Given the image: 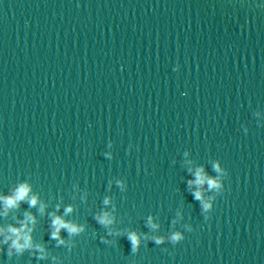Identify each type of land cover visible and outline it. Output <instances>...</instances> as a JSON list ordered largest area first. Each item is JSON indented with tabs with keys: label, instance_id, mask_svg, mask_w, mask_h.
<instances>
[{
	"label": "water",
	"instance_id": "95a60500",
	"mask_svg": "<svg viewBox=\"0 0 264 264\" xmlns=\"http://www.w3.org/2000/svg\"><path fill=\"white\" fill-rule=\"evenodd\" d=\"M0 264H264V0H0Z\"/></svg>",
	"mask_w": 264,
	"mask_h": 264
},
{
	"label": "clouds",
	"instance_id": "9594fccd",
	"mask_svg": "<svg viewBox=\"0 0 264 264\" xmlns=\"http://www.w3.org/2000/svg\"><path fill=\"white\" fill-rule=\"evenodd\" d=\"M204 182H205V177L202 175L201 172H197V179H196L195 183H196V184H203ZM207 183L209 184L210 187H215V186H217V185H216V182L213 181V180H211V179L207 180ZM28 193H29V188H28L27 186L22 185V186L16 191L14 197L6 198L5 203H6V205L9 206V207L15 206V205L17 204L18 201L25 199V198L27 197ZM195 197H196V199H198V200L201 199V197H202V193L199 192V191L196 192V193H195ZM36 202H37V201H36L35 198H33V199L31 200V204H32V205H35ZM68 211H71V208H69ZM29 219H31V217H29ZM100 222H101L102 224L111 223V221L108 219L107 215L101 217V218H100ZM53 225L56 227V231L53 232V237H54V238L57 237V236L59 235V230H60L61 228H67L70 232H76V231H78L77 226H75V225H73V224H71V223H68V222L64 221L61 217H56L55 220L53 221ZM10 231H12L13 233H16L17 231H22V230H17V229H15V228H13V229H10ZM129 239L131 240V242H132V244H133L134 246H135V245L137 244V242H138V241H137V236H136L135 233L131 234L130 237H129ZM174 239H175V237H174ZM25 240H26V242H30V238H28V237H25ZM14 246L17 247V248H20V247H21L20 242H19V239L16 240V241L14 242Z\"/></svg>",
	"mask_w": 264,
	"mask_h": 264
}]
</instances>
